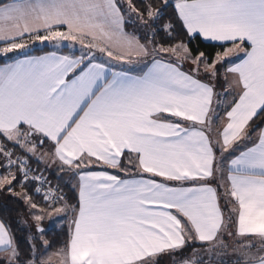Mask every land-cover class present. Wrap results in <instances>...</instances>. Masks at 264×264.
Here are the masks:
<instances>
[{
    "label": "snow or ice",
    "instance_id": "obj_1",
    "mask_svg": "<svg viewBox=\"0 0 264 264\" xmlns=\"http://www.w3.org/2000/svg\"><path fill=\"white\" fill-rule=\"evenodd\" d=\"M0 264H264V0H0Z\"/></svg>",
    "mask_w": 264,
    "mask_h": 264
},
{
    "label": "trees",
    "instance_id": "obj_2",
    "mask_svg": "<svg viewBox=\"0 0 264 264\" xmlns=\"http://www.w3.org/2000/svg\"><path fill=\"white\" fill-rule=\"evenodd\" d=\"M194 44H198L202 49H204V48L212 49V44L211 43H207V42H203L202 43L201 41L197 40V41H194ZM65 191H68V190L65 189ZM61 225L48 226L46 228L47 231H48V238L49 239H53V240H55V241H57L59 243L60 241H62L65 238L64 233L66 232V229L61 227ZM55 246L56 245H54V247Z\"/></svg>",
    "mask_w": 264,
    "mask_h": 264
},
{
    "label": "rangeland",
    "instance_id": "obj_3",
    "mask_svg": "<svg viewBox=\"0 0 264 264\" xmlns=\"http://www.w3.org/2000/svg\"><path fill=\"white\" fill-rule=\"evenodd\" d=\"M63 221L57 222V223H49L47 220L45 221V227L47 228L48 226H58L61 225Z\"/></svg>",
    "mask_w": 264,
    "mask_h": 264
}]
</instances>
